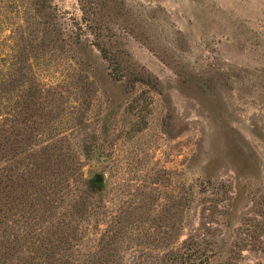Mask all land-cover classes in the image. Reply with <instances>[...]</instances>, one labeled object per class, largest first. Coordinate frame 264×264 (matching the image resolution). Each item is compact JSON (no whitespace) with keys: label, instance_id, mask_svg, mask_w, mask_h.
Returning <instances> with one entry per match:
<instances>
[{"label":"rangeland","instance_id":"1","mask_svg":"<svg viewBox=\"0 0 264 264\" xmlns=\"http://www.w3.org/2000/svg\"><path fill=\"white\" fill-rule=\"evenodd\" d=\"M192 261L264 264V0H0V264Z\"/></svg>","mask_w":264,"mask_h":264},{"label":"water","instance_id":"2","mask_svg":"<svg viewBox=\"0 0 264 264\" xmlns=\"http://www.w3.org/2000/svg\"><path fill=\"white\" fill-rule=\"evenodd\" d=\"M94 181L96 182V183H100L101 182V176L100 175H95V177H94Z\"/></svg>","mask_w":264,"mask_h":264},{"label":"trees","instance_id":"3","mask_svg":"<svg viewBox=\"0 0 264 264\" xmlns=\"http://www.w3.org/2000/svg\"><path fill=\"white\" fill-rule=\"evenodd\" d=\"M100 50H101V51H102V50L104 51L103 48H101ZM103 51H102V52H103ZM103 56H106V54H105L104 52H103ZM190 264H203V263H202V261H199V263H196L195 261H192Z\"/></svg>","mask_w":264,"mask_h":264}]
</instances>
